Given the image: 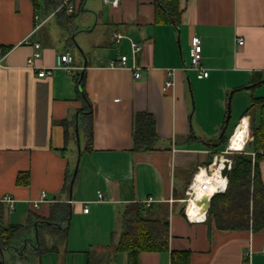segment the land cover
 I'll use <instances>...</instances> for the list:
<instances>
[{
	"label": "crops",
	"instance_id": "1",
	"mask_svg": "<svg viewBox=\"0 0 264 264\" xmlns=\"http://www.w3.org/2000/svg\"><path fill=\"white\" fill-rule=\"evenodd\" d=\"M102 2L75 0L71 20L51 22L56 15L44 13L34 0H0V198L13 196L22 218L10 222L12 209L0 200L4 221L46 216L53 202L66 201L71 207L66 243L33 264H130L126 252L115 250L112 236L129 203L152 197L153 214L169 218V249L142 252L140 264H264V228L226 230L212 218L192 222L182 202L169 201L184 194L213 149L223 148L219 138L233 112L240 119L252 95L264 96V81L248 86L264 78V0H180L179 27L157 17L155 0ZM77 17L90 21L79 24ZM117 32L124 35L119 42ZM130 39L143 46L135 59ZM195 40L202 45L207 77L182 68ZM34 41L41 51L36 68L27 63ZM67 49L74 53L71 69L57 64ZM123 54L128 66L141 67L139 76L132 67L109 65ZM41 68L52 73L40 76ZM79 75L92 106L90 148ZM167 79L173 84L164 89ZM231 90L230 119L221 135ZM141 113L154 119L153 149H134ZM77 126L84 143L70 194L64 184L76 166ZM260 171L264 184V156ZM43 190L48 200L34 208Z\"/></svg>",
	"mask_w": 264,
	"mask_h": 264
},
{
	"label": "trees",
	"instance_id": "2",
	"mask_svg": "<svg viewBox=\"0 0 264 264\" xmlns=\"http://www.w3.org/2000/svg\"><path fill=\"white\" fill-rule=\"evenodd\" d=\"M63 0H34L36 7L46 14L54 12ZM72 11L63 6L53 13L58 19L71 20L76 14L75 5ZM157 17L172 22L179 27L182 17L180 0H155ZM69 12V13H68ZM257 76L254 81L260 80ZM78 91L89 117L86 118L85 130L88 137L87 148L92 142V106L85 91V78L78 76ZM245 114L250 115V127L245 150L234 153L233 166L229 175L227 188L215 193L210 200L208 218L214 219L217 227L226 230L261 229L264 228V184L260 171V160L264 150V96L252 95L251 104ZM258 114V118L256 117ZM134 135L135 150H149L155 147L157 137L154 119L150 113L138 114ZM228 139L225 134L219 138L222 143ZM251 147V148H249ZM215 150V149H213ZM251 151L258 152L253 161ZM213 151L208 163L211 162ZM194 173V172H193ZM22 174L17 181H21ZM72 171H69L64 184V190L70 191ZM185 192L180 197H183ZM178 197V198H180ZM152 203L145 205L143 201L129 203L124 209L118 229L112 236L116 251H124L130 264H140V255L144 251H163L169 249L170 230L169 218L166 215L153 214ZM4 204L0 201V264H7L6 253L14 250L13 258L16 264H33V261L49 250H58V243L49 246L45 241V233L53 234L56 239L66 243L71 207L66 201H55L51 204L49 213L42 216L32 213L25 222L6 223L4 221ZM33 233L35 239L28 234ZM33 241V242H31ZM22 246L20 248L18 245ZM28 247V251L26 248ZM172 251V258H177Z\"/></svg>",
	"mask_w": 264,
	"mask_h": 264
},
{
	"label": "built area",
	"instance_id": "3",
	"mask_svg": "<svg viewBox=\"0 0 264 264\" xmlns=\"http://www.w3.org/2000/svg\"><path fill=\"white\" fill-rule=\"evenodd\" d=\"M107 3H111L113 5H118L120 0H104ZM63 6H67L69 11H72L74 9V2L73 0H63L60 5L54 10L53 13L58 11ZM124 35L122 33H115L116 41H120L121 38ZM131 40V51L133 54V58L135 59L137 55L141 52L143 46L140 42L130 39ZM239 43H244V38L239 37L238 39ZM34 51L33 53L28 57L27 63L33 68H36L35 59L37 57L41 56L40 51V42L34 41ZM191 57L190 62L188 64L183 65V69L185 71L195 69L198 72V77L203 78L207 77L209 75V70L204 68L201 65V59H202V45L199 41L195 40L192 43L191 48ZM4 56L2 54V49L0 48V65H2V60ZM74 61V53L72 50L67 49L64 52L58 54L57 56V64L64 66L67 69H71L74 66L72 65V62ZM128 55L123 54L118 59H112L109 63L112 67H132L135 69V75H140V66L136 65L135 63L132 66H128ZM52 69L51 68H41L38 71V74L40 76H44L47 74H51ZM169 74H172V71H168ZM173 84L172 79H167L164 83V89L169 88ZM246 126V131L244 132L243 138L239 139L241 143L240 145H233L232 137L235 134V131L238 127H241L243 130ZM249 127H250V115L244 114L240 117L238 122L236 123L233 131L228 137V140L225 144V146L221 149H217L213 151L212 160L210 163H208L205 166L199 167L192 175V178L188 184L187 189L185 190V195L180 198H170L169 201H180L184 203L183 206V212L185 217L192 221V222H204L208 218V209L210 204H206L204 202L205 199L211 200V197L217 193V192H223L226 190L228 182H229V175L232 170L233 166V157L232 155L234 153L242 152L245 150L246 147V140L249 133ZM258 152L251 151V155L253 158V161H255V156ZM259 153H261L264 156V150H260ZM227 169L229 171L228 174H224L223 170ZM217 173L221 176V181H216L213 178V174ZM102 196V193H99V197ZM1 201L6 203L8 205L9 210L13 209L15 207V199L11 195H4L0 198ZM47 199V193L46 191H42L40 194V197L36 200L32 201V205L34 208H38L40 203ZM53 200V199H49ZM153 201L152 197H148L143 201L145 205H150ZM89 207L86 205L84 207V211H88Z\"/></svg>",
	"mask_w": 264,
	"mask_h": 264
},
{
	"label": "rangeland",
	"instance_id": "4",
	"mask_svg": "<svg viewBox=\"0 0 264 264\" xmlns=\"http://www.w3.org/2000/svg\"><path fill=\"white\" fill-rule=\"evenodd\" d=\"M89 4H90V6H91V4H95V5H103V2H102V0H89ZM57 20V17L56 16H54V18L51 20V22H55ZM77 21L79 22V24H81V23H86V22H88V21H90V19L88 18V17H80V18H78L77 17ZM93 22V21H92ZM94 37H95V34H94ZM108 46V45H107ZM107 46H104V48H107ZM97 48V47H96ZM93 50V49H92ZM79 54H81L80 52H78ZM85 58V57H84ZM242 91H246V89H244V90H241V91H239V92H242ZM242 95V94H241ZM244 101V100H243ZM241 107L243 106V107H245V106H247V103L245 102H243V105H240ZM239 117V115H236L234 112H233V115H232V117H231V119H230V122H229V126L227 127V129H226V132H225V136L227 137H229V135L231 134V132L233 131V129H234V124L238 121V118ZM257 118H258V114H257V116H256ZM78 138H79V141H78V138H77V143H75V154L77 155L76 156V160H75V158L73 159V162H75L74 163V165H76L77 163H78V161H79V155H80V150H81V147L83 146V143H84V135H83V132H81V130L78 132ZM228 140V139H227ZM227 142V141H226ZM226 142L225 143H223V145H220L219 146V148L221 147V146H225V144H226ZM249 148H251V147H249ZM234 156V154L232 155V157ZM184 204V203H183ZM10 222H19V220H21L22 221V218L21 219H18V216H17V214H16V211L14 210V209H12L11 211H10ZM28 236H29V238L30 239H35V237H34V234L33 233H29L28 234ZM45 241H46V243L49 245V246H51L52 244H54L55 242H57L58 243V246H59V249L61 250V248H63V246H64V243H63V241H61V240H58V239H56V237L53 235V234H51V233H49V232H46L45 233ZM31 242H33V241H31ZM20 248H22V246H20V244L18 245ZM31 249V248H30ZM30 249H28V247L26 248V251H28V250H30ZM16 253V251H15V249L13 250H9V251H7V253H6V260H7V264H16L15 263V261H14V259H12L13 258V253Z\"/></svg>",
	"mask_w": 264,
	"mask_h": 264
},
{
	"label": "water",
	"instance_id": "5",
	"mask_svg": "<svg viewBox=\"0 0 264 264\" xmlns=\"http://www.w3.org/2000/svg\"><path fill=\"white\" fill-rule=\"evenodd\" d=\"M75 45L79 48L80 52L84 55V52L81 50V48H80L77 44H75ZM263 81H264V78H263V79H260V80H258V81H255V82L251 83V84L248 85V86L257 85V84L262 83ZM233 92H234V91L231 90L230 93H229V96H228V114H227V117H226V125H225L224 129L222 130L221 135L224 134V131H225V129H226V127H227V124H228V122H229V119H230V101H231V98H232ZM76 131H77V138H78V136H79V135H78V126L76 127ZM78 141H79V138H78ZM80 151H81V150H80ZM77 169H78V163L76 164V166H75V168H74V171H73V173H72V178H71V181H70V194H71V192H72V187H73V184H74V181H75V178H76ZM223 173H224V174H228L229 171H228L227 169H224V170H223ZM204 202H205L206 204H210V200H208V199H205Z\"/></svg>",
	"mask_w": 264,
	"mask_h": 264
},
{
	"label": "bare ground",
	"instance_id": "6",
	"mask_svg": "<svg viewBox=\"0 0 264 264\" xmlns=\"http://www.w3.org/2000/svg\"><path fill=\"white\" fill-rule=\"evenodd\" d=\"M246 126L247 124L245 125V128L243 130L241 129V127H238L236 129L235 134L232 137V142H231L233 143V145H240L239 143L241 142L239 141V139L243 138L244 132L246 131ZM212 176L217 182L222 180L221 176L218 175L217 173L213 174Z\"/></svg>",
	"mask_w": 264,
	"mask_h": 264
}]
</instances>
